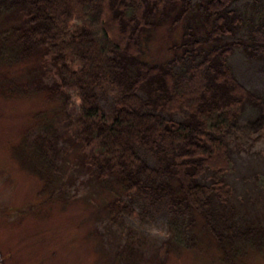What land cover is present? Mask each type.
Here are the masks:
<instances>
[{
    "label": "trees",
    "instance_id": "16d2710c",
    "mask_svg": "<svg viewBox=\"0 0 264 264\" xmlns=\"http://www.w3.org/2000/svg\"><path fill=\"white\" fill-rule=\"evenodd\" d=\"M240 1L201 0L211 24L205 37L186 28L182 55L150 64L143 59L146 35L173 9L180 12L172 23L180 24L192 0H0V70L51 54L60 82L50 94L74 146L90 148V162L78 169L107 194L102 211L118 223L124 207L149 216L165 208L170 246L207 242L228 264L264 246V226L232 204L227 181L242 140L264 141V95L246 88L228 63L236 48L264 58V5L255 0L248 18L236 8ZM108 92L117 95L110 112L101 107ZM249 109L256 115L241 125ZM54 119L39 124L42 136L24 148L50 195L63 180ZM127 235L128 245L146 243Z\"/></svg>",
    "mask_w": 264,
    "mask_h": 264
},
{
    "label": "rangeland",
    "instance_id": "374dc122",
    "mask_svg": "<svg viewBox=\"0 0 264 264\" xmlns=\"http://www.w3.org/2000/svg\"><path fill=\"white\" fill-rule=\"evenodd\" d=\"M200 1L192 0L195 7L180 24L172 23L180 12L173 9L161 26L146 35L145 61L162 64L182 55L179 46L186 28L199 38L205 37L211 24L201 14ZM254 2L241 0L236 8L250 18ZM235 39L227 37L224 42ZM228 63L246 88L264 95V58L251 59L236 48ZM59 82L58 67L47 51L0 70V264H228L207 242L202 248L170 246L172 233L165 208L149 216L138 207H124L118 223L102 211L107 194L101 192L88 170L78 169L90 162V148L74 146L72 127L50 94ZM112 97H117L116 93L108 92L101 101L105 111H111ZM255 115L256 111L249 109L240 124ZM54 117L61 133L56 142L63 180L50 195L43 192L44 182L27 163L24 148L42 136L39 124ZM242 144V151L233 152L234 169L227 176L231 202L247 213L252 224L264 226V141L243 139ZM126 204L123 199L121 205ZM130 231L145 238L143 247L128 245ZM236 264H264V246L249 248Z\"/></svg>",
    "mask_w": 264,
    "mask_h": 264
}]
</instances>
